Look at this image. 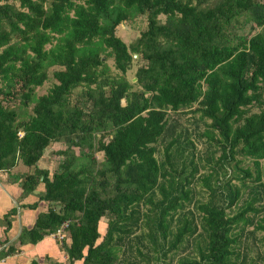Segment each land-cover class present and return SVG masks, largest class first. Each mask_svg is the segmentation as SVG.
<instances>
[{
  "label": "trees",
  "instance_id": "1",
  "mask_svg": "<svg viewBox=\"0 0 264 264\" xmlns=\"http://www.w3.org/2000/svg\"><path fill=\"white\" fill-rule=\"evenodd\" d=\"M204 1L0 0V96L21 99L0 100V170L33 167L16 173L22 195L43 182L49 202L23 242L67 221L68 264H245L246 228L264 242V0ZM141 17L135 42L115 34ZM135 54L146 65L131 82ZM186 108L206 123L204 149L178 119ZM55 141L67 145L51 172L39 160ZM201 167L206 201L190 186Z\"/></svg>",
  "mask_w": 264,
  "mask_h": 264
},
{
  "label": "rangeland",
  "instance_id": "2",
  "mask_svg": "<svg viewBox=\"0 0 264 264\" xmlns=\"http://www.w3.org/2000/svg\"><path fill=\"white\" fill-rule=\"evenodd\" d=\"M196 1V0H193ZM205 4H209L212 2V0H205L204 1ZM18 3V1H16V4ZM161 18L163 19L164 16L162 15ZM250 25H247V27H245L242 31H240L239 33H243V34H249L251 33L250 31ZM147 28V24L145 22V19L143 17L141 18H136L135 20H132V22H126L123 21L122 23L119 24V26L116 28L115 30V34L117 36H119L126 44H131L133 42H135L139 36H140V31L141 30H146ZM255 31L253 30V33ZM110 66L113 64L112 61L109 62ZM133 65L131 67L130 70H128V72L126 73V78L131 81V82H135L136 78H135V72L136 69L138 67H140L141 65H146V60H144L141 55L136 54L134 55V59H133ZM113 72H116V70L113 69ZM52 80H46L41 86L36 87V93L37 94H41L43 92H46V90L48 89V87L51 85ZM2 86V82H0V87ZM21 85H18L16 87V89L20 88ZM135 89H138V86L134 87ZM263 98H264V92H263ZM0 100H2L3 104L6 106H14L16 108H18V105H20V97L19 95H15L12 96L9 100H6V98H3V95L0 96ZM124 103V100L122 101ZM33 103H31L28 107L29 110L32 109ZM196 106V104H193V107ZM191 107V108H193ZM170 112V111H169ZM185 112V113H184ZM178 113V119L180 121L183 122V124L185 126L188 127L189 129V138L191 140H193V145L195 146L196 149H204L205 147V140L204 137L205 135L203 134L202 131H204L206 128V123L204 122L203 119L200 118V114L198 111H190V109H184V111L182 112H177ZM171 116L175 115V113H173L172 111L170 112ZM199 131V133L201 134L198 137L197 132ZM67 145L66 142L63 141H55V142H51L44 150L43 155L41 157V159L39 160V164L41 167H48L49 171H53L56 166L58 165V162L61 160L62 156L59 155L57 153V150L64 148ZM188 151V149H187ZM77 152V151H76ZM219 153H217L218 155ZM95 156L99 161L103 160V153L96 151ZM238 157H240L238 155ZM188 158L186 161L187 163H189V168L192 167V165L190 164ZM197 161V159H196ZM262 162V166H263V170H264V160H261ZM246 166L247 165H252V162L248 159H245V161L243 162ZM201 164V163H200ZM19 170V172H26V171H33V167H27L25 165H23L22 161L20 160L19 164H16V166ZM207 171H211L210 168L208 167H201L199 169V172L196 173V176L194 177V179L192 180V182L190 183V186L193 188V191L195 192V196L201 200H209V189L207 188V186L203 183V180L201 177H203L204 173ZM230 173H233V169L232 167H229V173L227 174L228 176L230 175ZM212 181V179H211ZM230 183L233 185L234 188H238L240 190V198H244L246 193H247V189L244 188L242 186V184L240 183V181L237 178H231L230 179ZM47 202L44 203L43 208L44 211L47 210L48 208V204L49 202L47 200H45ZM257 205H264V200L262 202H256L255 204ZM189 206H192V203L189 204ZM236 205L232 206L230 209L228 208L226 211L228 213H232L234 214L236 212L235 209ZM107 223V218H103L101 220V224H100V232L103 233L102 231H104V227L106 226ZM252 231V226H248L246 228L245 233L242 235V240L241 243L238 246V249L240 250L241 255H243V253L247 252V258H246V262L245 264H264V242L262 241V233L260 231L255 232L254 234H251ZM53 235V234H51ZM67 235V232H66ZM53 237V236H52ZM56 238V239H55ZM55 243L57 244V246H59V249L61 248V250L64 251V248L61 246V242H59V240L57 239V237H55ZM69 241V240H68ZM100 241V239L98 240ZM186 240L182 241V245H186ZM69 242H68V246H69ZM190 246H186V248L184 250H181L180 253L181 254H186L187 252H193L194 249L192 247H195L194 243L192 241H189ZM66 251V250H65ZM196 251H194L193 253H195ZM50 258H53V256H50ZM167 261H169V264H175L178 260V255L174 256V257H170V255L167 256L166 258ZM47 261V260H46ZM81 262V261H80ZM159 264H163L162 261H159Z\"/></svg>",
  "mask_w": 264,
  "mask_h": 264
},
{
  "label": "crops",
  "instance_id": "3",
  "mask_svg": "<svg viewBox=\"0 0 264 264\" xmlns=\"http://www.w3.org/2000/svg\"><path fill=\"white\" fill-rule=\"evenodd\" d=\"M17 172V167L9 171L0 170V264H33V261L37 264H55V261L68 264V255L65 250L59 249L55 236L51 235L53 233L45 235L35 243L21 240L22 231L32 228L47 202L39 199L45 191L43 182H39L27 195H22V181L17 179ZM34 202L36 207H30ZM100 224L101 221L99 228ZM105 231L106 226L102 232ZM66 242L68 244L69 241Z\"/></svg>",
  "mask_w": 264,
  "mask_h": 264
},
{
  "label": "built area",
  "instance_id": "4",
  "mask_svg": "<svg viewBox=\"0 0 264 264\" xmlns=\"http://www.w3.org/2000/svg\"><path fill=\"white\" fill-rule=\"evenodd\" d=\"M66 227H67V221L63 222L55 232H53V236L57 237V239L62 242L63 240H68L66 235Z\"/></svg>",
  "mask_w": 264,
  "mask_h": 264
},
{
  "label": "clouds",
  "instance_id": "5",
  "mask_svg": "<svg viewBox=\"0 0 264 264\" xmlns=\"http://www.w3.org/2000/svg\"><path fill=\"white\" fill-rule=\"evenodd\" d=\"M20 133L22 134L23 132H22V131H20Z\"/></svg>",
  "mask_w": 264,
  "mask_h": 264
},
{
  "label": "water",
  "instance_id": "6",
  "mask_svg": "<svg viewBox=\"0 0 264 264\" xmlns=\"http://www.w3.org/2000/svg\"><path fill=\"white\" fill-rule=\"evenodd\" d=\"M136 55V54H135Z\"/></svg>",
  "mask_w": 264,
  "mask_h": 264
}]
</instances>
